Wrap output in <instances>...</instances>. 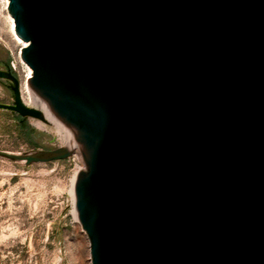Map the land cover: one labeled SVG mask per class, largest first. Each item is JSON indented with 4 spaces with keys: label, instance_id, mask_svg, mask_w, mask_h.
Returning <instances> with one entry per match:
<instances>
[{
    "label": "water",
    "instance_id": "obj_1",
    "mask_svg": "<svg viewBox=\"0 0 264 264\" xmlns=\"http://www.w3.org/2000/svg\"><path fill=\"white\" fill-rule=\"evenodd\" d=\"M6 109L78 151L91 264H264V0H9ZM9 80L12 82L10 87ZM78 148L75 150L74 148Z\"/></svg>",
    "mask_w": 264,
    "mask_h": 264
},
{
    "label": "rangeland",
    "instance_id": "obj_2",
    "mask_svg": "<svg viewBox=\"0 0 264 264\" xmlns=\"http://www.w3.org/2000/svg\"><path fill=\"white\" fill-rule=\"evenodd\" d=\"M21 48L11 30L6 0H0V69L10 66L19 79L23 101L30 105ZM13 102L12 89L0 80V103ZM19 117L0 109V150L66 146L58 132L38 128L27 117L23 126ZM82 167L78 151L68 159L29 166L0 157V264H91L90 242L73 213L71 193Z\"/></svg>",
    "mask_w": 264,
    "mask_h": 264
},
{
    "label": "bare ground",
    "instance_id": "obj_3",
    "mask_svg": "<svg viewBox=\"0 0 264 264\" xmlns=\"http://www.w3.org/2000/svg\"><path fill=\"white\" fill-rule=\"evenodd\" d=\"M8 5H9V0H6V8H7V10H8ZM8 14H9V11H8ZM9 19H10V21H11V30H12L13 35L15 36L16 40H17L19 43H21L22 47H23V46H27L28 43H27L26 41H24L23 39H21V38L16 34V31H15V22H14L13 17H12L10 14H9ZM23 63H24L23 65H25L26 68H27V70H28L27 80H26L25 83H23V84H24L25 90H26L27 92H29V94L31 95V93H30V89H29L28 78L32 75L33 70H32V68H31L27 63H25L24 61H23ZM59 134H60L59 136H62L61 133H59ZM62 138H63V137H62ZM74 149H75V150H78L77 147L74 148ZM75 176H76V175H75ZM74 181H75V177H74V179H73V181H72V185H71V193H72V195H73V200L75 201ZM74 206H75V205H74ZM73 213H74L75 217L77 218V211H76L75 208H74V210H73Z\"/></svg>",
    "mask_w": 264,
    "mask_h": 264
},
{
    "label": "trees",
    "instance_id": "obj_4",
    "mask_svg": "<svg viewBox=\"0 0 264 264\" xmlns=\"http://www.w3.org/2000/svg\"><path fill=\"white\" fill-rule=\"evenodd\" d=\"M9 68H10V66H9ZM19 118H20V120H21V124H22L23 126H26L25 118L22 117V116H20ZM26 130H27L28 132L31 131L28 127H26Z\"/></svg>",
    "mask_w": 264,
    "mask_h": 264
},
{
    "label": "flooded vegetation",
    "instance_id": "obj_5",
    "mask_svg": "<svg viewBox=\"0 0 264 264\" xmlns=\"http://www.w3.org/2000/svg\"><path fill=\"white\" fill-rule=\"evenodd\" d=\"M9 83H10L9 85H10V87H11V85H12V82H11L10 80H9Z\"/></svg>",
    "mask_w": 264,
    "mask_h": 264
},
{
    "label": "built area",
    "instance_id": "obj_6",
    "mask_svg": "<svg viewBox=\"0 0 264 264\" xmlns=\"http://www.w3.org/2000/svg\"><path fill=\"white\" fill-rule=\"evenodd\" d=\"M82 168H83V167H82ZM82 168H80V169H82ZM80 169H79V170H80ZM79 170H78V171H79Z\"/></svg>",
    "mask_w": 264,
    "mask_h": 264
}]
</instances>
